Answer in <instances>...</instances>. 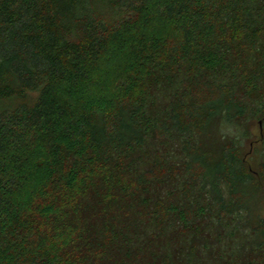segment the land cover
Masks as SVG:
<instances>
[{
	"label": "trees",
	"instance_id": "16d2710c",
	"mask_svg": "<svg viewBox=\"0 0 264 264\" xmlns=\"http://www.w3.org/2000/svg\"><path fill=\"white\" fill-rule=\"evenodd\" d=\"M259 188L264 0H0V264H264Z\"/></svg>",
	"mask_w": 264,
	"mask_h": 264
},
{
	"label": "rangeland",
	"instance_id": "374dc122",
	"mask_svg": "<svg viewBox=\"0 0 264 264\" xmlns=\"http://www.w3.org/2000/svg\"><path fill=\"white\" fill-rule=\"evenodd\" d=\"M259 123L256 121L255 125L249 128L250 134H251V138L249 141H247L246 143H244V146H242V150L244 153V157L246 159H250L251 157V153H252V146H259L260 143H257L258 140V136H259ZM254 150V149H253ZM263 187V186H262ZM255 201L258 204L259 202H261V204L264 206V188L261 189L259 188V191H257V194H255ZM96 255L95 251L94 253H90V255Z\"/></svg>",
	"mask_w": 264,
	"mask_h": 264
}]
</instances>
